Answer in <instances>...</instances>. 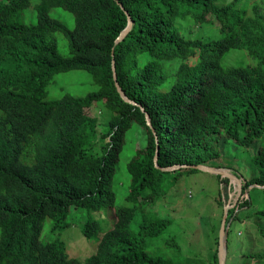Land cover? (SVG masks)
I'll return each instance as SVG.
<instances>
[{
    "label": "trees",
    "instance_id": "1",
    "mask_svg": "<svg viewBox=\"0 0 264 264\" xmlns=\"http://www.w3.org/2000/svg\"><path fill=\"white\" fill-rule=\"evenodd\" d=\"M242 1L0 0V264H172L152 253L172 223L154 208L180 176L199 171L160 168L214 165L227 142L252 151L258 172L245 188L264 187V3ZM125 11L134 26L117 43ZM62 38L68 56L59 52ZM233 51L252 63L225 66ZM113 61L123 95L138 106L118 92ZM174 62L172 80L164 64ZM71 70L90 74L97 89L48 99L51 79ZM134 124L147 143L127 163L130 182L118 203L114 175ZM107 210L113 222L84 261L50 234L84 211L82 233L92 239L100 229L94 216L106 220Z\"/></svg>",
    "mask_w": 264,
    "mask_h": 264
},
{
    "label": "rangeland",
    "instance_id": "2",
    "mask_svg": "<svg viewBox=\"0 0 264 264\" xmlns=\"http://www.w3.org/2000/svg\"><path fill=\"white\" fill-rule=\"evenodd\" d=\"M231 1L233 0H228ZM254 2L264 3V0H243L239 6ZM62 19L73 28L74 21L71 14L62 15ZM197 30L200 31L199 28ZM203 35L205 38L209 37L208 32H204ZM59 52L63 56H68L66 40L63 38L60 40ZM252 61L245 53L233 51L224 58L223 64L233 66L252 63ZM175 62L164 64V69L172 80L178 68V63ZM190 62L195 63V60ZM170 87L171 81H168L162 89L167 91ZM47 88L48 99L60 98L65 93L85 96L97 89L91 75L79 70L56 74ZM94 113L97 117L103 116L101 111L95 110ZM146 143L145 132L135 124L125 134L112 187L117 193L118 203L124 199L130 182L127 163L138 154L140 148H144ZM222 151L221 158L215 160L214 165H207L225 169L240 178L241 193H238L236 182L225 183L223 179L210 173L199 171L180 176L155 205V215L172 223L164 236L159 239L152 253H160L169 258L172 264H213V256L219 244V227L226 212V205H230L227 216H230L231 209L234 211L228 231L226 264H264V260L248 257L264 254V217L258 214L264 204V187L251 185L245 188L246 181L256 176L258 172L251 160L252 151L243 153L232 142H227ZM250 197V205L241 207ZM101 213L107 214V218L102 220L100 216H94L98 219L100 229L92 239H87L82 233L84 224L90 218L84 211L70 214L66 219L67 227L57 229L50 234L53 239L65 243L71 258L84 261L96 251L100 238L110 228L108 227L110 222H113L110 210ZM214 226H218L216 232H213ZM172 242L175 246L168 247Z\"/></svg>",
    "mask_w": 264,
    "mask_h": 264
},
{
    "label": "water",
    "instance_id": "3",
    "mask_svg": "<svg viewBox=\"0 0 264 264\" xmlns=\"http://www.w3.org/2000/svg\"><path fill=\"white\" fill-rule=\"evenodd\" d=\"M121 8H123V6L121 5ZM126 15L128 16V25L126 27V29L124 31H122L121 35L117 38L116 42L119 43L121 42L128 34V32H130L134 26V23L129 15V13L127 11H125ZM113 73H114V80H115V85L117 87L118 92L123 96V99L128 102L131 103L135 106H138V104H136L134 101L129 100L127 97H125V95H123L122 90L117 82V76H116V68H115V63L113 61ZM141 107V106H140ZM142 108V107H141ZM142 111H144V109L142 108ZM146 121H147V125L151 126L150 123V117L149 115L146 114ZM153 132L155 133V130L153 129ZM158 155H159V149H158V145H157V151H156V155L154 157V162L156 167H158L157 165V160H158ZM160 168V167H158ZM195 169L198 170L200 172H205V173H210L213 175H217L220 176L221 178H227L230 182L235 181L237 183L238 186V193H241V180L235 176L234 174H231L229 171L225 170V169H221V168H216V167H211L208 165H203V164H199V165H180V166H175V167H170V168H160L163 171H171V170H175V169ZM253 186H257V185H253ZM248 192V190L246 189V193ZM226 212L224 214V217L222 219L221 225H220V229H219V246H218V263L219 264H226V256H227V242H228V230H229V226H230V222L227 223V213H228V209L230 207V205H226Z\"/></svg>",
    "mask_w": 264,
    "mask_h": 264
},
{
    "label": "clouds",
    "instance_id": "4",
    "mask_svg": "<svg viewBox=\"0 0 264 264\" xmlns=\"http://www.w3.org/2000/svg\"><path fill=\"white\" fill-rule=\"evenodd\" d=\"M217 168V167H216ZM236 176V175H235ZM221 178V177H220ZM221 179H227V178H221ZM240 179V178H239ZM229 181V180H228ZM233 182H235V181H233ZM230 183H232V182H230ZM237 184V183H236ZM257 186H259V185H257ZM250 187V186H249ZM261 187H263V186H261ZM230 227V226H229ZM229 231V230H228Z\"/></svg>",
    "mask_w": 264,
    "mask_h": 264
}]
</instances>
